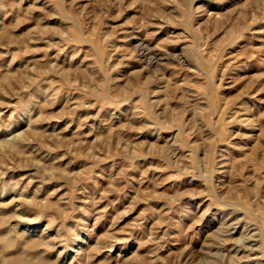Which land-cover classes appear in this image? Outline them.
<instances>
[{
  "label": "rangeland",
  "instance_id": "obj_1",
  "mask_svg": "<svg viewBox=\"0 0 264 264\" xmlns=\"http://www.w3.org/2000/svg\"><path fill=\"white\" fill-rule=\"evenodd\" d=\"M0 156V264H264V0H0Z\"/></svg>",
  "mask_w": 264,
  "mask_h": 264
},
{
  "label": "bare ground",
  "instance_id": "obj_2",
  "mask_svg": "<svg viewBox=\"0 0 264 264\" xmlns=\"http://www.w3.org/2000/svg\"><path fill=\"white\" fill-rule=\"evenodd\" d=\"M1 157L2 156H0V159H1ZM9 241V240H8ZM10 243H11V241H9ZM44 262V261H43ZM30 264H41V261H39V260H33V259H31V261L29 262ZM3 264H10V261H8V260H4L3 261Z\"/></svg>",
  "mask_w": 264,
  "mask_h": 264
}]
</instances>
